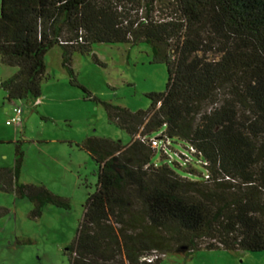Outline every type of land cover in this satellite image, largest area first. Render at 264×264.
Returning <instances> with one entry per match:
<instances>
[{
	"label": "trees",
	"instance_id": "obj_1",
	"mask_svg": "<svg viewBox=\"0 0 264 264\" xmlns=\"http://www.w3.org/2000/svg\"><path fill=\"white\" fill-rule=\"evenodd\" d=\"M141 43L166 65V90L136 112L88 94L131 141L86 138L80 146L98 180L67 249L70 264L264 252V0H1L0 60L17 72L0 90L10 103L37 102L56 46L79 86L75 54ZM159 134L181 162L151 147ZM24 157L17 142L14 166L0 167V191L28 200L31 219L47 205L70 210L68 199L20 181ZM8 213L0 207V218Z\"/></svg>",
	"mask_w": 264,
	"mask_h": 264
},
{
	"label": "rangeland",
	"instance_id": "obj_2",
	"mask_svg": "<svg viewBox=\"0 0 264 264\" xmlns=\"http://www.w3.org/2000/svg\"><path fill=\"white\" fill-rule=\"evenodd\" d=\"M47 61L50 77L42 84L40 103H10L0 90V167L14 166L16 143L22 142L25 157L20 181L45 186L68 199L71 208L47 205L40 218L31 219L33 205L28 200L0 191V207L9 211L0 218V264H70L67 249L76 238L98 180L96 162L80 146L86 138L109 139L124 146L131 141L109 122L102 104L89 100L88 94L133 112L148 110L151 101L147 95L164 92L168 80L166 65L153 63L144 43L95 44L90 55L75 54L72 67L77 83L87 93L70 84L54 55ZM18 106L24 109L22 127L8 125ZM175 149L184 152L180 146ZM155 161H160V153ZM159 264H264V252L201 249L189 257L168 254Z\"/></svg>",
	"mask_w": 264,
	"mask_h": 264
},
{
	"label": "built area",
	"instance_id": "obj_3",
	"mask_svg": "<svg viewBox=\"0 0 264 264\" xmlns=\"http://www.w3.org/2000/svg\"><path fill=\"white\" fill-rule=\"evenodd\" d=\"M7 124L8 125H15L17 127H22L23 117H22V108L21 107H16L13 109L12 118L10 119V121H8ZM150 144H151L152 148L159 150V151H163L166 155H169L171 157L170 149H169V147L171 146V142L169 139H164L159 134L150 140ZM157 257H158L157 255H152V256H149L148 258L144 259V260H146L148 262H153L155 259H157Z\"/></svg>",
	"mask_w": 264,
	"mask_h": 264
},
{
	"label": "crops",
	"instance_id": "obj_4",
	"mask_svg": "<svg viewBox=\"0 0 264 264\" xmlns=\"http://www.w3.org/2000/svg\"><path fill=\"white\" fill-rule=\"evenodd\" d=\"M54 55V58H55V62L57 61V64H59V66L61 67L62 70H64L62 68V51H61V48L56 46L54 47L53 49H51L48 54L46 55V66H47V74H48V69H49V64H48V61H47V57L50 56V55ZM8 67L3 65L1 63V60H0V83L11 78L17 71H13V70H9L7 69ZM11 68V67H9ZM15 69V68H14ZM17 70V69H16ZM65 71V70H64ZM50 77V76H49ZM38 102L40 103V101L38 100ZM21 107V106H20ZM22 108V117H23V114H24V109L23 107ZM24 122V121H23Z\"/></svg>",
	"mask_w": 264,
	"mask_h": 264
}]
</instances>
